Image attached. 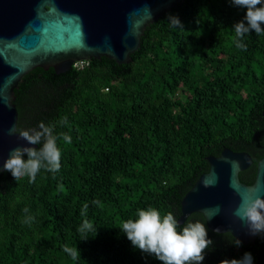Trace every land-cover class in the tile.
I'll use <instances>...</instances> for the list:
<instances>
[{"label": "trees", "instance_id": "trees-1", "mask_svg": "<svg viewBox=\"0 0 264 264\" xmlns=\"http://www.w3.org/2000/svg\"><path fill=\"white\" fill-rule=\"evenodd\" d=\"M245 11L228 0H184L147 27L130 62L103 56L24 76L15 90L18 129L54 126L61 167L41 169L35 182L0 172V264H159L119 230L149 207L172 213L178 231L187 222L207 227L213 244L203 264L245 252L264 264V235L236 247L234 235L211 230L200 212L179 223L183 198L209 170V156L249 152L254 163L240 173L247 184L264 156V34H246V50L235 46L232 26ZM25 208L31 225L22 222ZM85 219L97 232L81 240ZM64 245L77 247L80 258Z\"/></svg>", "mask_w": 264, "mask_h": 264}, {"label": "water", "instance_id": "water-1", "mask_svg": "<svg viewBox=\"0 0 264 264\" xmlns=\"http://www.w3.org/2000/svg\"><path fill=\"white\" fill-rule=\"evenodd\" d=\"M183 1L0 0V169L12 149L31 146L8 134L11 127L18 128L15 90L25 75L37 67L62 73L103 56L130 62L147 27ZM208 161L209 170L183 198L179 223L200 212L211 230L230 232L244 244L255 243L259 234L251 235L234 211L243 200L264 198V156L257 162L252 184L240 178L254 163L249 152L225 148Z\"/></svg>", "mask_w": 264, "mask_h": 264}, {"label": "clouds", "instance_id": "clouds-1", "mask_svg": "<svg viewBox=\"0 0 264 264\" xmlns=\"http://www.w3.org/2000/svg\"><path fill=\"white\" fill-rule=\"evenodd\" d=\"M235 8L244 9L243 18L233 24L235 46L246 50L243 38L250 32L257 35L264 34V0H228ZM168 20L172 27L183 29V25L177 16L169 15ZM67 124V118L59 121ZM9 135H17L19 139L27 142V145L17 147L10 151L9 156L3 161L2 171L11 173L15 181L22 177L35 182L41 169L53 174L61 167V149L57 146L58 136L54 135V126H46L41 122L37 129L21 130L15 126L8 130ZM66 142L71 143V137L59 134ZM39 146V147H33ZM26 157V159H25ZM88 205L85 203L81 209V216H86ZM23 223L31 225L34 217L29 209L25 208ZM234 215L246 221L251 235H264V198L257 196L253 200H243L235 209ZM125 234L134 249L154 257L159 264H203L205 252L213 244L208 238L207 227L200 222H187L178 231V221L172 213L161 214L153 207L139 209L135 219L123 221L119 227ZM81 240H87L88 233L97 232L94 224L87 219L78 227ZM217 234L219 229L214 230ZM241 242L235 240L234 245L239 247ZM63 251L73 260L80 258L77 247L63 246ZM220 264H253V256L245 252L239 259H224Z\"/></svg>", "mask_w": 264, "mask_h": 264}, {"label": "rangeland", "instance_id": "rangeland-1", "mask_svg": "<svg viewBox=\"0 0 264 264\" xmlns=\"http://www.w3.org/2000/svg\"><path fill=\"white\" fill-rule=\"evenodd\" d=\"M78 65V64H77ZM81 65H84V64H81Z\"/></svg>", "mask_w": 264, "mask_h": 264}]
</instances>
